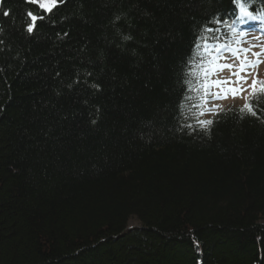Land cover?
Listing matches in <instances>:
<instances>
[{
	"label": "trees",
	"instance_id": "1",
	"mask_svg": "<svg viewBox=\"0 0 264 264\" xmlns=\"http://www.w3.org/2000/svg\"><path fill=\"white\" fill-rule=\"evenodd\" d=\"M237 9L0 0V264H264V94L207 115L188 75Z\"/></svg>",
	"mask_w": 264,
	"mask_h": 264
},
{
	"label": "snow or ice",
	"instance_id": "2",
	"mask_svg": "<svg viewBox=\"0 0 264 264\" xmlns=\"http://www.w3.org/2000/svg\"><path fill=\"white\" fill-rule=\"evenodd\" d=\"M36 2V0H33ZM50 2L55 5L56 0H50ZM234 4L238 5L239 15L235 16V24H230L227 19L221 20L219 14L213 17L210 21V25H204L201 29V35L197 36L196 41L193 45L194 54L191 59L188 61L189 66V76H198L203 80V84L200 86L199 90L203 91L205 99L201 101V104L196 105V107H202L203 104L207 103V97L211 96L212 98H222L226 97L228 92H232L233 95H238L244 89L242 87H233V88H224L225 84L236 83L231 80L221 81V80H212L210 79L211 75L215 73V71L223 69V68H232L233 64H220L219 60L222 58L224 52H231L234 56L241 60L239 65V70L234 72L233 75L237 77V81L241 84L246 79L240 75L241 72L244 71L246 67L252 64H259L261 61L258 59L261 55L260 52H253L252 55L257 57L255 61H250L248 59V53L251 51L253 47L256 45H251L249 48H243L242 38L247 34V30L243 28H239V36H237L238 26L248 23L251 20L260 19L264 21V17L253 15L252 12L248 11L244 5L240 2V0H232ZM254 2V0H251ZM43 7L44 4H41ZM47 11H52V8H47ZM4 15H8L7 12ZM27 16L31 18V23L27 25V31L32 32L33 29L37 26L38 17L32 11L27 12ZM243 17V18H242ZM43 17H39L42 19ZM246 18V19H244ZM261 31H264V24L261 25ZM127 39V38H126ZM241 53H243V57H241ZM198 61V63H197ZM186 84H189V80L186 77ZM257 81H253V93L256 95L264 94V86H262L259 90L256 89ZM264 84V82H262ZM213 87L223 88V94L220 92L212 93L211 89ZM191 91V87H189ZM218 107V106H217ZM246 108L255 115L254 110L251 105H246ZM207 111H212V109H206ZM243 111V109H242ZM203 112L200 113L202 115ZM198 124L207 129L209 125L213 124L212 120H199ZM190 127V125H189Z\"/></svg>",
	"mask_w": 264,
	"mask_h": 264
},
{
	"label": "rangeland",
	"instance_id": "3",
	"mask_svg": "<svg viewBox=\"0 0 264 264\" xmlns=\"http://www.w3.org/2000/svg\"><path fill=\"white\" fill-rule=\"evenodd\" d=\"M251 45H256L253 47L251 51L248 53V59L250 61H255L257 57L253 56V52H260L261 55L258 58L261 62L259 64L249 65L244 69L243 72L240 73L241 76L246 77V79L241 84L237 81V77L233 75L234 72L239 70V65L241 60L234 56L231 52H224L223 57L221 58V64H233L232 68H223L218 70V80L228 81L231 80L236 83L225 84L224 88H233V87H242L244 90L241 91L238 95H233L232 92H228L226 97H223V88L214 87L213 93L220 92L222 98H211V104L208 109L218 110L221 107H229L236 105H243L246 103L249 93L253 91L252 85L253 81H257L255 87L258 85V80L263 77L264 78V34L256 33V32H248L246 36L242 38V47L249 48ZM243 53H241V57H243ZM250 93V94H251ZM218 106V107H217ZM211 111V112H212ZM129 227L139 226V222L131 220L129 222Z\"/></svg>",
	"mask_w": 264,
	"mask_h": 264
},
{
	"label": "water",
	"instance_id": "4",
	"mask_svg": "<svg viewBox=\"0 0 264 264\" xmlns=\"http://www.w3.org/2000/svg\"><path fill=\"white\" fill-rule=\"evenodd\" d=\"M131 229H133V227H128L126 231H130Z\"/></svg>",
	"mask_w": 264,
	"mask_h": 264
}]
</instances>
